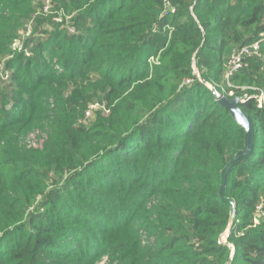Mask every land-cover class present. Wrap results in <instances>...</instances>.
Segmentation results:
<instances>
[{
  "label": "trees",
  "instance_id": "16d2710c",
  "mask_svg": "<svg viewBox=\"0 0 264 264\" xmlns=\"http://www.w3.org/2000/svg\"><path fill=\"white\" fill-rule=\"evenodd\" d=\"M168 3L0 0V264H264V0ZM208 84L255 125L224 198L246 132Z\"/></svg>",
  "mask_w": 264,
  "mask_h": 264
},
{
  "label": "water",
  "instance_id": "95a60500",
  "mask_svg": "<svg viewBox=\"0 0 264 264\" xmlns=\"http://www.w3.org/2000/svg\"><path fill=\"white\" fill-rule=\"evenodd\" d=\"M215 94L218 97L219 104L231 112V115L234 118V120L240 126H242L246 132L245 148L239 151L235 155V157L230 161V163L225 167V169L222 171V185H221L219 193H220V196L224 198V189L227 183L228 173L235 166L248 160L254 150L255 125H254L252 118L241 109V103L245 101V97L244 98L235 97L233 99H230L229 97L225 95L219 94L216 90H215ZM229 201L232 204V214L231 215L233 219V217L235 216V203L233 200H229ZM229 231H230V227L228 228V231L221 238L222 242L224 243L227 242V236H228Z\"/></svg>",
  "mask_w": 264,
  "mask_h": 264
},
{
  "label": "rangeland",
  "instance_id": "374dc122",
  "mask_svg": "<svg viewBox=\"0 0 264 264\" xmlns=\"http://www.w3.org/2000/svg\"><path fill=\"white\" fill-rule=\"evenodd\" d=\"M56 23L59 24V19H55ZM54 26H57L56 24H53ZM33 29L30 28L29 32L27 34H23L25 38L29 37L31 35V31ZM22 35V36H23ZM23 47V40L20 39L17 43H15L13 46H11V50H12V55L8 57L6 60H3L0 62V98L2 96V92H6V85H8L10 77H11V71H9L6 68V61L9 59H13L16 55V53H18L21 48ZM5 73L9 74V79H7L6 77L8 75H6ZM5 75V76H4ZM198 76L201 78V76L198 74ZM4 77V78H3ZM230 87H235L234 85L230 84ZM208 87L215 93V87L212 84H208ZM256 89H258V87L255 86ZM254 88V89H255ZM240 89L243 93H245L247 91V87H242V88H237ZM217 91V90H216ZM218 92V91H217ZM235 93V92H232ZM231 93V94H232ZM216 95V94H215ZM8 108L11 107V105L7 106ZM105 105H101V104H97V105H93L90 107L92 114L93 111L95 110H100L102 108H104ZM106 113L109 114V111H107ZM88 117V116H87ZM92 121V119H84V121L82 123H84L87 126H90V122ZM47 140V135L45 133H43L42 130H36L35 132H32L31 134H29L26 139L24 140V143L27 144L28 146H33V147H38V144H43L45 141ZM108 261V256H104L102 258H100V260H98L97 264H107Z\"/></svg>",
  "mask_w": 264,
  "mask_h": 264
},
{
  "label": "built area",
  "instance_id": "2783aa9c",
  "mask_svg": "<svg viewBox=\"0 0 264 264\" xmlns=\"http://www.w3.org/2000/svg\"><path fill=\"white\" fill-rule=\"evenodd\" d=\"M164 1L166 3V6H165L166 11L171 12L172 14H175L176 9L168 3V0H164ZM262 43H263V40L260 39L250 45H246L240 48H235L232 51V53L230 54L228 58V63H227L226 78L228 80H230L231 77L236 75V73H238L240 70L248 66L249 58L254 57V56H261ZM5 74L8 75L6 78L9 79V74L8 73H5ZM258 101H259V106L261 108H264V92L260 91V94L258 96ZM90 115H91V110L87 112V116L89 117ZM258 213L261 218H264V206L263 205H260L258 207Z\"/></svg>",
  "mask_w": 264,
  "mask_h": 264
}]
</instances>
